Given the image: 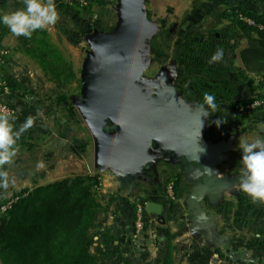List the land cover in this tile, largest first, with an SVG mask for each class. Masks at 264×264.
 Listing matches in <instances>:
<instances>
[{
  "label": "rangeland",
  "instance_id": "1",
  "mask_svg": "<svg viewBox=\"0 0 264 264\" xmlns=\"http://www.w3.org/2000/svg\"><path fill=\"white\" fill-rule=\"evenodd\" d=\"M183 2L145 0L144 11L149 21L156 26V30L147 40L143 51L140 83L144 91L151 96L156 94L158 81L171 83L177 91L176 101L184 108L198 107L203 102L205 93L213 94L221 111L214 115L210 113L209 117L203 119L204 127L201 137L200 133L198 135L199 141L204 145H225L229 151L223 156L228 157L229 167L235 165L240 168L242 151L238 145L241 140L255 139L256 106L254 103L239 111H236L235 106L243 101H255V98L261 95L259 89L264 82H261L262 78L255 76V73L247 71L242 62L241 52L247 47L243 34L235 30L232 24L222 21L219 16L228 6L241 3L254 12H263L264 0ZM185 3L187 7L184 6ZM121 5L122 0H97L88 11L79 8L81 30L78 31V38H81L82 43L62 42L55 45L76 74V80L66 89L51 82V77L43 74L30 60L14 58L12 60L15 66L12 69L10 59L1 64L5 80H15L11 83L14 88H17L16 84L20 85L16 94L24 106L19 108L16 128L18 129L29 116L35 120L30 134L35 145L34 151L28 152L26 148L18 151L14 161L6 166L9 172V187L0 188L4 198L11 190L21 191L26 187L34 189L37 185H47L79 175L85 176L100 170L95 159L92 135L83 122L77 105L83 101L82 77L91 61L94 39L98 35L115 33L114 29L108 30L111 31L110 34L104 33L111 26L104 29L102 22L105 21L106 14L101 11L107 8L119 12ZM192 6H195V10ZM218 47L224 50L223 60L210 64L209 61ZM64 95L67 97L66 103L61 102ZM71 110L77 115L75 123L70 122ZM220 116L226 117L227 123L217 128L214 121ZM149 153L161 154L155 149H150ZM161 155L173 158L170 152ZM39 162H43L44 167L38 168ZM151 165L152 171H145L143 179L135 177L130 182L133 195L136 194L135 198H152L148 194L152 187L148 180L161 184L155 173L159 163L153 162ZM225 174L228 178V171ZM201 175L199 172L198 178ZM187 177L190 188L185 196L188 199L191 197L193 183ZM176 184L174 180L165 183L168 199L173 200L180 195L179 181L178 191L175 189ZM227 195L229 200L226 211L230 218L228 235L231 238L239 235L243 246V250L235 257L240 259L242 264H264V249L255 255V204L238 188L229 190ZM188 211L195 221L192 210L189 208ZM192 225L197 227L193 223Z\"/></svg>",
  "mask_w": 264,
  "mask_h": 264
},
{
  "label": "crops",
  "instance_id": "2",
  "mask_svg": "<svg viewBox=\"0 0 264 264\" xmlns=\"http://www.w3.org/2000/svg\"><path fill=\"white\" fill-rule=\"evenodd\" d=\"M55 2L60 13V20L56 25L50 26L43 31H46L50 35L54 46L62 42L66 44L82 43L81 38H78V31L81 30L78 15L81 11L79 12V8L69 7L66 4V0H55ZM186 3L185 7L188 6ZM144 5L145 0H143V8ZM23 7L22 0H0V14L10 13ZM192 8L195 10V6H192ZM101 12H105L106 14L105 21L102 22L103 27H105L104 29L111 26L104 33L110 34L111 31L108 30L113 29L116 32L121 21V9L119 12H116L114 9L111 11L104 8ZM71 33L73 34L71 35ZM35 38L39 39L40 34L35 32L30 39L16 37L7 27L0 24V45L9 52L10 69L15 66V62L12 59L23 58L24 60L34 62L40 71L43 72L37 62L26 51L28 48L27 44H30L31 40ZM2 66L0 65V85H7L9 83L13 86L12 84L15 80L11 82L5 80ZM255 76L261 77V82H264V74H255ZM16 86L15 90L19 91L20 85L16 84ZM259 90L261 91V95L257 98L264 97V83H261ZM15 95L20 99L17 94ZM1 102L2 97L0 93ZM256 104L262 106L261 110L255 112V139L264 137V98H262V103L259 101ZM14 115L16 119L13 123L16 127L18 114ZM209 145L224 147V151L218 154V164L216 167L222 187L216 190L203 191L199 200L194 205H192V200L195 197V191L203 184L205 177V173L201 167L194 165L192 168H189L181 160H177L174 157L170 159L166 155H161L162 153L153 155L156 156V159L151 164L153 162L159 163L155 173L160 178L161 184H155L153 180L147 179L150 182L149 185H152L148 191V194L152 198L147 197L148 200L146 201L147 203L156 201L162 204L163 213L157 216L147 212L151 225L136 241L132 239L135 227V205L141 197L135 198L136 194H134L135 196L133 195L131 181L122 180L109 169L104 171L98 170L93 174H88L99 176L102 182L99 197L100 203L104 207V212L100 216L97 227L99 239L95 244V249L113 252L115 255L125 258L131 264H162L169 249L176 262L175 264H242L243 262L235 257L243 250L242 239L239 235H236L234 238L229 237L230 218L226 211V205L229 200L227 193L229 190L237 188L238 179L234 176H238L239 166L232 165V167H229L228 157L223 156V154L229 151L225 145ZM226 171L229 173L228 178L225 174ZM147 172L150 171L147 170ZM199 172L202 175L198 178ZM186 176L193 183L191 197L188 199L185 194L190 187ZM171 180H174L177 184L179 181L181 192L173 200L167 198L165 189V183ZM2 189H0V199L4 197ZM14 192L19 191L11 190L8 196ZM189 208L195 216V221L189 215ZM192 223L197 227H193ZM154 230L159 233V240L156 245L152 246L150 244V233ZM263 249L264 204H255V255L260 254Z\"/></svg>",
  "mask_w": 264,
  "mask_h": 264
},
{
  "label": "water",
  "instance_id": "3",
  "mask_svg": "<svg viewBox=\"0 0 264 264\" xmlns=\"http://www.w3.org/2000/svg\"><path fill=\"white\" fill-rule=\"evenodd\" d=\"M155 30L143 0H122L116 32L94 39L91 61L82 77L83 101L77 110L92 135L101 171L109 169L122 180L141 179L156 159L149 154L153 146L170 152L189 168L200 166L205 177L195 191L194 205L203 191L222 187L216 167L224 147L200 143L198 107L184 108L177 102L171 83L162 81L154 96L144 91L140 83L143 51ZM200 147L205 151L200 152ZM147 212L160 216L163 205L150 201Z\"/></svg>",
  "mask_w": 264,
  "mask_h": 264
},
{
  "label": "trees",
  "instance_id": "4",
  "mask_svg": "<svg viewBox=\"0 0 264 264\" xmlns=\"http://www.w3.org/2000/svg\"><path fill=\"white\" fill-rule=\"evenodd\" d=\"M96 2L97 0H91V5L83 10H90ZM219 18L232 24L247 40V47L241 52L246 70L264 74V11L254 12L241 3L228 6ZM37 33L40 38L27 44V53L44 74L51 77V82L56 83L59 88H68L76 80L73 67L52 44L46 31ZM1 49L7 50L0 45ZM8 88L10 94L0 91L2 103L8 104L18 114L24 103L16 97L14 87L9 85ZM262 98L264 97L238 103L236 111L255 103V112H258L262 105L256 103H262ZM61 99V102L66 103L65 95ZM72 121L77 122L74 110L70 111V122ZM32 130L29 129L21 136L19 151L25 148L28 152L34 151V141L30 138ZM101 187L99 176L79 175L47 185H37L34 189L24 188L1 198V263L131 264L113 252L95 249L99 239L97 227L104 212L99 199ZM175 189L178 191V184ZM162 264H175L170 249Z\"/></svg>",
  "mask_w": 264,
  "mask_h": 264
},
{
  "label": "clouds",
  "instance_id": "5",
  "mask_svg": "<svg viewBox=\"0 0 264 264\" xmlns=\"http://www.w3.org/2000/svg\"><path fill=\"white\" fill-rule=\"evenodd\" d=\"M22 3L23 8L0 14V24L7 27L16 37L30 39L33 33L46 30L60 20L55 0H22ZM223 57L224 50L218 47L209 63L221 62ZM198 111L200 112L201 137V130L204 127L202 117L207 118L210 113L217 114L221 108L213 94L205 93L203 102L198 106ZM15 119V115L10 110H0V188L3 189L9 187V172L6 166L16 158L21 136L31 129L35 122L34 117L29 116L17 129L13 123ZM214 123L219 128L227 123V118L220 116ZM238 148L242 151V159L239 162L241 167L238 170L236 187L246 194L253 204H264V137L241 140ZM200 149V152L205 151L201 147ZM37 167H44L43 162H39ZM204 170L208 173L214 172L209 168Z\"/></svg>",
  "mask_w": 264,
  "mask_h": 264
},
{
  "label": "built area",
  "instance_id": "6",
  "mask_svg": "<svg viewBox=\"0 0 264 264\" xmlns=\"http://www.w3.org/2000/svg\"><path fill=\"white\" fill-rule=\"evenodd\" d=\"M66 4L71 8H86L91 5V0H66ZM9 58L8 50L1 49L0 50V64H4ZM3 90L4 93H9V88L6 84L0 85V91ZM257 105V104H256ZM0 110H10L13 114L15 111L6 103H0ZM5 209H3L4 211ZM135 227L134 233L132 235V239L134 241L138 240L139 237L146 232L151 223L148 220L147 213V201L145 199H140L135 205ZM159 240V233L157 231H152L150 233V244L152 246L156 245Z\"/></svg>",
  "mask_w": 264,
  "mask_h": 264
},
{
  "label": "flooded vegetation",
  "instance_id": "7",
  "mask_svg": "<svg viewBox=\"0 0 264 264\" xmlns=\"http://www.w3.org/2000/svg\"><path fill=\"white\" fill-rule=\"evenodd\" d=\"M163 81V80H162ZM162 81H158V83H157V87H156V92L158 91V87L159 86H161V84H162ZM164 82V81H163ZM168 83V82H167ZM177 92V91H176ZM151 149H155V151L156 152H161V153H165V152H167V151H163V150H157L154 146L153 147H151ZM150 154V153H149ZM151 155H153V154H151ZM151 168V166L148 168V169H146L145 171H152V168ZM141 179H143V177H141ZM145 180H146V178H145Z\"/></svg>",
  "mask_w": 264,
  "mask_h": 264
}]
</instances>
